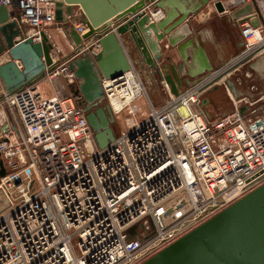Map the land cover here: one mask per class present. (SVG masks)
<instances>
[{
    "label": "built area",
    "instance_id": "1",
    "mask_svg": "<svg viewBox=\"0 0 264 264\" xmlns=\"http://www.w3.org/2000/svg\"><path fill=\"white\" fill-rule=\"evenodd\" d=\"M217 2L220 14L231 16L252 8L232 17L241 40L234 63L264 55V0L207 5L215 9ZM0 6L17 15L24 37L41 42L45 35L53 45L41 78L10 93L0 86V128L8 126L0 130L6 171L0 177V264H140L264 183V104L240 114V99L234 112L211 119L202 104L215 73L177 95L153 74L165 96L157 104L131 66L101 79L111 112L131 118L98 147L78 97L66 91L75 83L68 63L88 44L58 56L51 27L68 35L70 25L55 21L53 0H0ZM72 27L80 36L87 31L81 22ZM7 59L0 55V63Z\"/></svg>",
    "mask_w": 264,
    "mask_h": 264
},
{
    "label": "water",
    "instance_id": "2",
    "mask_svg": "<svg viewBox=\"0 0 264 264\" xmlns=\"http://www.w3.org/2000/svg\"><path fill=\"white\" fill-rule=\"evenodd\" d=\"M53 1L57 23L72 17L73 9L78 6L82 13L80 22L87 27V31L80 36L72 26H65L73 42L74 52L88 44L86 50L69 61L68 68L75 77V83L70 84V87H75L72 94L80 99L79 105L86 113L98 147L106 146L114 138L111 128L114 117L107 104L101 106L104 101L101 79H113L136 65V60L129 56L127 41H131L152 73L158 74L169 84L172 94L177 95L183 83H189L186 77L182 79L178 75L180 73L184 76L182 63L176 69L171 66L172 73L168 74L159 66V61L163 57L165 45L173 46L184 39L185 33L181 32L183 28L180 26L189 19L190 13L207 5V0H200L197 8L182 10L180 14L173 15L171 11L165 10L164 16L158 20L153 18V13L158 8L163 9L166 4L169 7V2L173 0ZM214 7L219 14L223 11L219 2ZM251 11V6L246 5L234 12L232 17ZM17 18L5 6H0V55L6 53L8 56L5 62L0 63V86L9 93L41 78L52 61L50 52L53 45L47 37L42 35L41 42H33L30 37H24V28L18 25ZM249 21L253 26L258 23L253 17H249ZM192 43V39H188L178 48L187 65L189 63L184 49ZM193 54L191 60L197 62L198 69L188 70L189 76L203 77L205 73L210 74L212 65L205 49L196 43ZM242 62L221 70L211 81L221 79ZM227 87L235 93L232 81L227 80ZM105 110L109 113L108 118ZM242 110L243 107L240 108V114ZM7 116L10 122V116ZM7 127L5 125L1 129ZM5 173L0 159V177ZM184 203L181 200L168 208L165 216H169ZM140 264H264V183Z\"/></svg>",
    "mask_w": 264,
    "mask_h": 264
},
{
    "label": "rangeland",
    "instance_id": "3",
    "mask_svg": "<svg viewBox=\"0 0 264 264\" xmlns=\"http://www.w3.org/2000/svg\"><path fill=\"white\" fill-rule=\"evenodd\" d=\"M196 15L197 16L202 15L201 8H199L196 11ZM211 15L212 17L211 19H208L209 21H212L213 18L219 19V16L216 13H212ZM203 23L201 22V20L198 23L196 22L197 29L202 28ZM210 23L208 24V26L210 25ZM53 31H55L56 33L58 32L57 27L55 25H53L50 30V33L52 35H53L52 33ZM239 43H240V36H239L238 26L233 28L232 31L230 32L229 30H224L223 27L221 29L216 28V32L213 33V36H209L207 34L205 35L203 34V37L201 36L200 44L205 47L207 54L213 60L211 72H214L215 75L219 74L220 72H222L221 70H224L225 68L231 66L232 63L236 61V55L238 54L241 48V45H239ZM258 57L253 59L249 63H245L241 66L238 65L237 67H235V69L230 71L227 75H225L221 79L213 81L209 84L207 91L203 95V99L205 100V103L202 104V110H204L207 113V115L210 116L211 119L220 118L221 116L234 112L235 106L236 105L238 106L240 99H245L243 100V102H241L240 105L241 107L248 105L249 99L247 94L249 95L251 94L253 97L252 99H256L264 95V79L262 78L264 64L262 65V67L261 66L258 67L259 65L258 64L259 61L257 60ZM228 78H230L233 81V84L236 88L235 93H233V95H231L232 92L231 94L227 93L228 87H227L226 79ZM200 79L201 77H197L196 81L197 80L199 81ZM144 84L146 87V91L149 97L151 98V100L154 103H157L156 100H154L148 92V89L150 88L149 85L145 81ZM43 86L46 87V85ZM67 87H70V85H67ZM68 89L66 90L67 93L69 91ZM73 89L74 87H70L69 92H71ZM160 91H161V87H160ZM158 95L159 96L157 101L158 103H160L161 100L162 101L164 100L165 96L162 91ZM263 101L264 99L262 101L259 100L254 105L258 106ZM140 107L142 112H146L145 104L144 105L141 104ZM112 115L114 117V121L111 124V128L115 135L127 128L131 116L128 115L126 112H121L117 115H114L112 113ZM140 116L141 115H136V118H140ZM161 250H159V252ZM149 258L150 257H148V255H145L141 259V261L143 262Z\"/></svg>",
    "mask_w": 264,
    "mask_h": 264
},
{
    "label": "crops",
    "instance_id": "4",
    "mask_svg": "<svg viewBox=\"0 0 264 264\" xmlns=\"http://www.w3.org/2000/svg\"><path fill=\"white\" fill-rule=\"evenodd\" d=\"M199 3H200V0H173V1L169 2V7L166 6L167 5L166 4V5H164L163 9L158 8L157 9L158 11L153 13V18L156 20L162 18L164 16L165 10L171 11L173 15L174 14H180L182 10L191 11V10L197 8ZM201 9H202V15L197 16L196 12H194L193 14H191V13L189 14L190 15L189 19L186 22H184L182 26H180L183 28L181 30V32L185 33L184 39H180L173 46L170 44H167V46L163 50V57L159 61V66L161 68H164V70L168 74L172 73L171 68H170L171 66H173L176 69L177 65L182 63L184 76H181L180 73L178 75L182 79H184L186 77L187 78L186 80L189 83H186L183 81L184 83H183V86L181 88L186 87V86H188V85H190L196 81L197 77L193 78L192 76H189L190 74L188 73V70L194 71V69H198L197 62L194 61V59L193 60H191V59L194 57L193 50H194V48H196V43L198 45H201L200 44L201 36L203 37V34L213 36V33L216 32V28L221 29L223 27L224 30H229V32H230V31H232L233 28L237 27V24L233 21V18L231 15L218 14L215 9L211 8L208 5L202 6ZM212 13H216L219 16V19L213 18L212 21H209L208 19H211ZM81 18H82V13H81L80 8L78 6H75V8L73 9L72 17H66L65 22H63L62 24H69L70 26H72V25H75L77 23H80ZM200 20L202 23L204 22L203 27L197 29L196 22L198 23ZM209 23H210V25L208 26ZM52 33H53V35H52L53 43L55 44L56 49L59 52L58 56L62 57V56L70 54L73 50V46L70 43V41H71L70 37L67 34H65V32H61V33L57 32L56 33L55 31H53ZM188 39H192V41H193L191 46H187L184 49V53L186 54V60H187V63H189V65H187L186 62H183V60L180 56L179 50H178L179 46L182 43L186 42ZM121 40H122V42L124 41L123 38H121ZM163 41L165 42V39ZM239 45H241V40H240ZM127 46L130 50V53H129L130 58H132L133 60H136L135 67L138 69V71L143 76L144 81L150 87L148 89L149 94L158 103V101H157L158 96H159L158 94H160V92H161L160 87H159V83H158V78L155 75H153L152 70L141 59L140 55L138 54V51L133 46V44L131 43L130 40L127 41ZM202 47H204V46H202ZM204 49H205V47H204ZM205 51H206V49H205ZM206 54H207V52H206ZM207 57L209 59V62L212 65V62H213L212 58L208 54H207ZM177 73H178V71H177ZM213 73L214 72H211V74H213ZM206 75H207V73H205V76ZM262 78L264 79V69H263ZM67 89L70 91V87H67ZM70 93H72V91ZM232 95H233V93H232ZM247 96H248L249 100H251L253 98L251 94L250 95L247 94ZM260 97H258L256 99H261V101H262L264 99V95L260 96ZM256 99H252V100H256ZM263 104H264V101L262 103H260V105H263ZM242 107H243V110H242L243 113L250 112L251 110H258L260 108L259 105L258 106L254 105L252 107L245 105ZM1 128H0V130H2Z\"/></svg>",
    "mask_w": 264,
    "mask_h": 264
},
{
    "label": "bare ground",
    "instance_id": "5",
    "mask_svg": "<svg viewBox=\"0 0 264 264\" xmlns=\"http://www.w3.org/2000/svg\"><path fill=\"white\" fill-rule=\"evenodd\" d=\"M157 15V14H156ZM259 62H258V67L261 66L264 64V55H259L258 59H257ZM232 75V74H231ZM226 80H230L232 81L230 78L226 79ZM233 82V81H232Z\"/></svg>",
    "mask_w": 264,
    "mask_h": 264
},
{
    "label": "flooded vegetation",
    "instance_id": "6",
    "mask_svg": "<svg viewBox=\"0 0 264 264\" xmlns=\"http://www.w3.org/2000/svg\"><path fill=\"white\" fill-rule=\"evenodd\" d=\"M75 88V87H74ZM79 102H80V99L79 98H77V104L79 105ZM105 104H107L106 103V101H105V99H104V101H103V103L101 104V106L102 105H105ZM107 106H108V104H107ZM82 107V106H81ZM109 107V106H108ZM83 108V107H82ZM111 111V110H110ZM105 115H106V117L108 118L109 117V113L107 112V110H105Z\"/></svg>",
    "mask_w": 264,
    "mask_h": 264
}]
</instances>
